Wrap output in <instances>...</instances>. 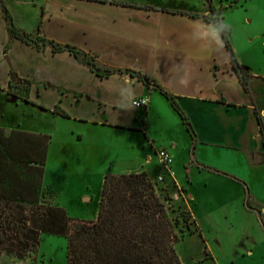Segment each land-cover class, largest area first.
<instances>
[{
  "label": "crops",
  "instance_id": "obj_1",
  "mask_svg": "<svg viewBox=\"0 0 264 264\" xmlns=\"http://www.w3.org/2000/svg\"><path fill=\"white\" fill-rule=\"evenodd\" d=\"M3 6L16 27L34 38L40 33L95 54L103 69L140 71L179 96L197 135L195 148L180 116L158 91L127 72L100 77L68 51L53 52L50 46L40 50L14 37ZM174 12L197 13L126 0L0 1V127L6 132L47 135L20 128L22 117L37 114L74 119L89 126L90 135L132 139L149 130L153 120L163 124L159 133L167 140L159 144L156 132H150L154 154L148 153L138 170L116 174L145 171L156 182L163 173L155 177L149 166L161 165L157 153L164 149L172 158L166 183L175 182L173 166L182 161L191 175L187 184L198 189L194 192L175 182L187 190V205L198 202L200 193L209 200L212 212L225 217L223 223L229 229L247 228L249 219L264 229V79L255 76L230 32L240 66L252 75L247 92L221 35L219 41L213 35L216 25ZM12 73L29 80L31 101L49 110L9 95ZM141 98L147 99L146 107L133 104ZM56 108L71 117L53 113ZM167 117L176 131L167 126ZM83 140L84 135L79 137ZM256 249L250 246L246 253L241 251L230 264H238L244 256L254 257Z\"/></svg>",
  "mask_w": 264,
  "mask_h": 264
},
{
  "label": "trees",
  "instance_id": "obj_2",
  "mask_svg": "<svg viewBox=\"0 0 264 264\" xmlns=\"http://www.w3.org/2000/svg\"><path fill=\"white\" fill-rule=\"evenodd\" d=\"M3 9L9 31L14 37L40 50L50 46L53 52L68 51L81 58L100 77L127 72L158 91L180 116L195 148L197 135L179 103V96L170 93L155 79L140 71L103 69L98 65L95 54L74 45L57 43L40 33L34 38L32 34L16 27L8 9L5 6ZM210 9L212 15L174 13L211 23L222 20L221 13L217 15L212 5ZM215 25L218 28V24ZM229 33L220 35L230 53L235 72L245 90L250 92L252 75L240 66ZM31 88L29 80L12 73L7 93L49 110L31 101ZM53 113L69 117L65 111L57 108ZM260 123L262 125L261 119ZM262 130L264 133L263 125ZM49 142V135L16 130L6 135V131L0 127V257L23 260L37 255L42 235L51 234L67 238V264H183L176 246L187 234L201 236V233L187 204L180 205L176 211L166 202L172 200V195L175 198L174 193L178 190L182 193L185 188H179L175 182L166 183L164 174L160 175L163 181H159L158 176L156 182L145 171L136 174H107L97 219H74L54 201V197L44 187ZM166 172L169 173L168 170ZM162 190L168 193L165 198L159 194ZM193 224L196 225L195 229L191 228Z\"/></svg>",
  "mask_w": 264,
  "mask_h": 264
},
{
  "label": "rangeland",
  "instance_id": "obj_3",
  "mask_svg": "<svg viewBox=\"0 0 264 264\" xmlns=\"http://www.w3.org/2000/svg\"><path fill=\"white\" fill-rule=\"evenodd\" d=\"M126 1L150 2L158 7L201 14L209 12L207 15H212L210 9L212 5L216 14L221 13L222 20L231 26V39L244 53V59L249 62L255 76L264 79V0ZM31 12L32 10L30 14ZM19 108L21 111L22 107ZM18 120L16 124L21 122L20 128L44 131L51 137L45 165L44 187L54 197V201L67 210L70 217L85 221L97 219L101 192L107 174H116L115 172H122L123 169L138 170L142 164H145L147 154H154V149L151 148L153 145L149 141L150 132L153 134L156 132L159 144L167 140L165 135L159 133L163 124H159L160 127L153 120L149 124V130L140 132L132 139L111 134L90 135L89 126L74 119H53L50 116L35 114L32 117L30 115L27 118L22 117L20 122ZM167 126L176 131L169 117H167ZM86 131L90 135L88 138ZM10 133L11 131L6 132V135ZM83 135L84 140L79 141V137ZM173 167L176 171L175 182L179 184L180 181L186 188L194 192L198 191L195 185L191 187L187 184L191 175L182 161ZM149 168L155 177L161 172L169 178L167 170L162 165L155 163ZM170 182L171 179L168 183ZM159 194L161 198H165L168 193L162 190ZM174 194L175 198L172 195V200L166 203L177 211L180 205L187 204V190L182 193L178 190ZM202 196L199 193L198 202L188 203L201 236L187 234L179 243L178 255L179 257L181 255L182 263L230 264L231 258L239 256L241 251L246 253L250 246H255L257 248L255 256H244L238 264H264V229L252 224L253 219H249L251 222L247 228L239 226L229 229L223 223L225 217L212 212L209 208V200ZM191 228L195 229L196 225L193 224ZM67 245L68 240L65 237L43 234L37 255L23 260L3 256L0 257V264H67ZM211 256L214 260L210 259Z\"/></svg>",
  "mask_w": 264,
  "mask_h": 264
},
{
  "label": "built area",
  "instance_id": "obj_4",
  "mask_svg": "<svg viewBox=\"0 0 264 264\" xmlns=\"http://www.w3.org/2000/svg\"><path fill=\"white\" fill-rule=\"evenodd\" d=\"M133 104L135 106H137V107H146L147 104H148V101L145 98H141V99H138L137 101H134ZM157 155H158L160 164L166 170L170 171V166H171V163H172V158H171L169 152L163 149V150H159L158 153H157ZM158 180L159 181H163V177L162 176H159L158 177Z\"/></svg>",
  "mask_w": 264,
  "mask_h": 264
},
{
  "label": "clouds",
  "instance_id": "obj_5",
  "mask_svg": "<svg viewBox=\"0 0 264 264\" xmlns=\"http://www.w3.org/2000/svg\"><path fill=\"white\" fill-rule=\"evenodd\" d=\"M214 24H218V28L213 27V29H212L213 35L217 37V39H216L217 41H219V37H220L221 33L226 34V33L231 31V26L229 24H227L226 22H224L223 20H218Z\"/></svg>",
  "mask_w": 264,
  "mask_h": 264
}]
</instances>
